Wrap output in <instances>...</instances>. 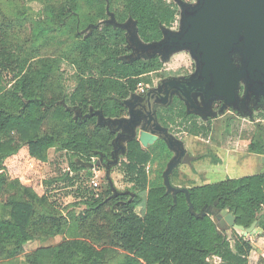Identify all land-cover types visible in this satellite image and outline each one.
I'll return each instance as SVG.
<instances>
[{
  "label": "trees",
  "instance_id": "1",
  "mask_svg": "<svg viewBox=\"0 0 264 264\" xmlns=\"http://www.w3.org/2000/svg\"><path fill=\"white\" fill-rule=\"evenodd\" d=\"M43 2L48 13L43 19L18 13L17 22L6 21L0 11L5 17L0 23V192L7 165L16 162L20 170L28 155L45 160L52 148L66 150L74 157L70 166L75 171L88 168L78 164L79 159L92 161L111 155L113 134L99 126L96 117H75L73 108L80 114L92 106L106 117L123 115L122 99L134 92L139 82H149L145 74L161 68L162 63L157 56L121 60L110 38L120 35L123 42L126 39L114 22L132 19L142 40L153 42L162 38V27L171 26L178 12L177 5L167 0ZM109 14L114 21L101 27L102 20L111 18ZM26 23L31 27L28 36L20 30ZM57 37L70 40L55 54L44 55L43 50ZM63 61L73 64L80 75L69 99L61 89L59 96L51 95L53 78ZM176 116L188 132L208 135L209 127L187 116L181 102L159 112L165 126L175 122ZM14 131L22 135V143L12 145L8 136ZM225 131L231 132L230 125ZM126 146L120 167L132 183L131 191L147 192L144 215L136 211L141 199L136 201L125 192L113 195L109 189L102 196L78 202L81 209L71 208L66 213L47 195L14 201L9 217L0 210V259L28 253L27 264H249L251 243L238 234L233 244L219 229L214 215L228 208L246 228L258 221L264 236V172L180 186L177 188L187 192L175 194L163 181L151 183L148 148L137 138ZM249 150L264 154V130L256 132ZM59 234L67 235L63 244L27 252L31 242Z\"/></svg>",
  "mask_w": 264,
  "mask_h": 264
},
{
  "label": "rangeland",
  "instance_id": "2",
  "mask_svg": "<svg viewBox=\"0 0 264 264\" xmlns=\"http://www.w3.org/2000/svg\"><path fill=\"white\" fill-rule=\"evenodd\" d=\"M55 3H60L61 0H53ZM172 2L173 0H167ZM182 2L190 3L195 5L198 0H175L178 8L177 17L174 23L168 28L173 31H178L182 26ZM45 3L42 1L32 0H0V11L5 15L6 21L17 22L16 17L18 13L28 15L36 18H46L48 13L45 9ZM0 23L5 21V17L1 16ZM107 19L100 22V26L107 24ZM15 29H20L16 26ZM24 36H28L31 33V27L29 23H26L24 27L20 29ZM123 36L127 37L128 31L124 28ZM89 30H86L87 33ZM134 36H132V39ZM69 37H57L50 43L48 50H43L44 55H52L61 49V47L69 41ZM112 47L117 51L119 50L121 60L133 53L132 48L128 46L127 39L125 42L122 40V36L110 38ZM159 61L162 63L161 68L156 69L152 72L145 74V77H149L150 81H141L146 84L152 85L158 83L159 78L168 77L170 74H178L180 70H186L188 65L195 62V59L188 48L175 51L171 53L167 58L162 53L157 55ZM237 60L240 59V55L236 54ZM80 81V75L77 68L66 61L61 63L58 73L53 78V86L51 95L59 96V89H61L62 95L69 99ZM140 83V82H139ZM138 83V84H139ZM138 84L136 91L138 89ZM135 92V91H134ZM132 92L128 97L122 99V102L126 108V111L120 117L114 118H130V108L124 102L127 99H131L135 94ZM114 95V92L111 94ZM245 95V90L241 96V103ZM251 110L248 114L244 115L243 108L241 112L232 109L235 113L240 114V118H236L231 122V132L227 134L222 125L225 117H220L218 120L213 121L212 124L207 125L205 121H201L203 125H207L208 131L206 135H195L188 132L180 116L175 117V122L168 127V132L175 138L180 139L184 146L194 155H202V160L194 163L191 167L189 164L181 163L175 168L176 174L173 176L172 184L175 187L180 186H195L205 183H214L227 178L242 177L247 174L256 172H264V154L252 155L249 150V144L258 130H264V97L261 100L253 98L251 100ZM64 102V101H63ZM65 106H71L70 103L64 104ZM184 106V104H183ZM95 110L92 106L86 113L80 114V112L73 108L74 116H83L88 118V114L91 110ZM101 110V109H96ZM215 116H219V111L214 112ZM198 116V115H197ZM196 116V117H197ZM245 116L246 118H243ZM96 117L97 124L102 127H106L112 134V153L115 151L116 146L113 141L118 135H122L120 143L122 146L126 145V138L123 135L132 134L131 131L120 127L115 131L110 129L109 125L101 124ZM113 118V117H111ZM196 120V119H194ZM49 123L43 125V129H48ZM142 123L136 127V138H138L142 131ZM93 128V124L91 125ZM11 139L13 144L22 143V135L18 132H12L8 139ZM7 139V140H8ZM152 154V159L149 162L147 168L150 172L149 178L152 182H164L163 173L168 169V164L176 156V152L170 149L168 145L163 141L159 140L156 143L148 147ZM118 159L121 161L124 157L120 152L118 153ZM166 157V158H165ZM215 157L219 158L215 161ZM114 156L110 157V161H115ZM74 157L66 152V150H59L52 148L47 152L46 159L36 157L37 169L23 172V165L19 170L16 162H10L7 165V178L5 184L0 192V210L2 213L9 217L14 211L13 202L29 201L33 196L42 197L47 195L50 200L61 208L63 213L71 208L81 209L82 206L77 207V203L85 201L87 199L102 196L109 189L113 192V195L127 191L132 186L127 179L126 173L120 167L118 161L114 162L113 166L106 167L101 162V155L93 158L92 162L95 163L94 168H85L80 170H73L70 166V162ZM167 159V162H165ZM221 160V162H220ZM253 172H249L247 167L251 165ZM43 162V163H41ZM24 164V163H23ZM99 164V165H98ZM112 164V163H111ZM164 164H166L164 166ZM164 166V167H163ZM19 170V171H18ZM174 172V173H175ZM165 184V183H164ZM131 197L143 200L146 198L147 192L141 191L140 193H130ZM140 201V202H141ZM139 202V205L141 204ZM6 205V207H4ZM264 210V206H263ZM138 211H141V207H138ZM216 218V215H214ZM257 231L245 235L243 231L237 230L234 232V227L227 229H221L225 232L232 243H235L237 235H243L252 245V253L249 258V264H264V237L262 236L263 230L257 224ZM220 229V228H219ZM67 239L66 234H59L55 237L46 239H37L27 245V252H31L36 248L51 249L60 244H63ZM27 255L21 254L13 259H0V264H27Z\"/></svg>",
  "mask_w": 264,
  "mask_h": 264
},
{
  "label": "water",
  "instance_id": "3",
  "mask_svg": "<svg viewBox=\"0 0 264 264\" xmlns=\"http://www.w3.org/2000/svg\"><path fill=\"white\" fill-rule=\"evenodd\" d=\"M109 15L111 18L106 20L107 23L114 21L113 14ZM181 22L182 26L178 31L163 26L162 38L153 42L142 40L132 19L122 24L114 22L116 26L128 31L126 39L133 50L123 61L150 59L159 53L167 58L175 51L190 49L197 64L196 74L176 86L191 111L211 109L214 101L223 100L221 111L231 106L241 112L239 90L242 84L247 99L261 100L264 97V0H198L195 5L182 2ZM236 54L240 55V59L237 60ZM124 102L130 107V118L106 117L102 110L94 109L87 116H97L101 124L109 125L114 131L123 126L131 131L130 138H136V127L141 123V117L132 106L136 98L132 97ZM153 118V125L144 124L138 139L145 147L160 138L165 140L168 147L176 152V156L163 173L164 183L169 192H187V189L173 186L170 175L181 162V157L186 154L184 162H187L190 155L187 154L184 143L170 134L167 127L158 122L157 117ZM121 136L118 135L113 141L115 146ZM122 152H126L125 146ZM113 156L114 162H118L117 149L113 151ZM77 163L88 168L95 167L92 161L79 159ZM214 221L220 229L234 227L245 235L257 231L258 221L246 228L237 223L236 215L228 208L220 210Z\"/></svg>",
  "mask_w": 264,
  "mask_h": 264
},
{
  "label": "flooded vegetation",
  "instance_id": "4",
  "mask_svg": "<svg viewBox=\"0 0 264 264\" xmlns=\"http://www.w3.org/2000/svg\"><path fill=\"white\" fill-rule=\"evenodd\" d=\"M187 67L188 68L186 70L185 69L180 70L178 74H170L168 77L159 78L158 83H153L152 85L148 84V87L143 92H137L135 90L134 92L135 95L133 97L136 98V102L132 106L134 108L135 113H137L141 117L142 125L146 123L153 125V122H154L153 116H155L157 117L158 122H160L161 125H163L164 127H167L168 129L169 126H165L160 121L159 112L163 109L170 108V106L175 104L176 102L183 103L186 109V115L191 116L193 119H196L200 124H203L201 121H205L207 125H210L213 123V121L218 120L221 116L225 117V119L222 121L224 122L222 123V125L224 126L225 130L227 128V125L231 126V122H233V120H235L236 118L242 117L241 113L240 114L235 113L232 110L233 107L231 106L226 107L223 111H221V108L223 107V104H224L223 100L214 101L211 109H207V110L201 109L198 111H191L187 105V102L179 94V91L177 89L178 87L176 86L178 83L187 81L190 79L191 76L196 74V71H197L196 61L191 63ZM243 91H244V85L242 84L239 90L240 96H242ZM197 99L200 101V98H197ZM251 102H252L251 98L247 99V97H245L244 95L242 103L240 104V106L243 108V112L245 113L244 115L248 114L249 111L251 110ZM200 103L202 102L200 101ZM216 111H219V116H215L214 112ZM129 115L131 117V113ZM90 117H95V116H90ZM243 118H246V117L243 116ZM123 137L126 138V145L129 140L136 139V138H130V134H127V135L124 134ZM159 140H163V139L160 138L157 141ZM116 144H117L116 148L118 150V153L120 152L124 156L126 152L125 153L122 152L123 146L121 145L120 140L117 141ZM126 145H125V151L127 149ZM148 147H145V148H148ZM186 152L187 154L190 155V157L188 158L187 162H184L186 154L183 155L181 157V162L179 164L186 163L192 167L194 163H197L198 161L202 160V157H203L202 155H194L189 150H187ZM112 155L113 154H111L109 157H106L103 155L104 157L99 162H101L106 167L111 168V166H113L114 164L113 161L109 160ZM118 161L121 162L119 159ZM175 169L176 168L173 169L170 177L175 172ZM147 171L150 172L148 168H147ZM126 192L134 193L130 189H127Z\"/></svg>",
  "mask_w": 264,
  "mask_h": 264
},
{
  "label": "built area",
  "instance_id": "5",
  "mask_svg": "<svg viewBox=\"0 0 264 264\" xmlns=\"http://www.w3.org/2000/svg\"><path fill=\"white\" fill-rule=\"evenodd\" d=\"M147 87L148 84L144 82H140L138 84L137 92H143ZM36 169H37L36 158L31 155H28L23 164V172L27 173L28 171L36 170Z\"/></svg>",
  "mask_w": 264,
  "mask_h": 264
},
{
  "label": "crops",
  "instance_id": "6",
  "mask_svg": "<svg viewBox=\"0 0 264 264\" xmlns=\"http://www.w3.org/2000/svg\"><path fill=\"white\" fill-rule=\"evenodd\" d=\"M164 140V139H163ZM164 142H165V140H164ZM156 143V142H155ZM166 143V142H165ZM154 144V143H153ZM167 144V143H166ZM150 146V145H149ZM186 148V147H185ZM187 149V148H186ZM251 152V151H250ZM252 154H251V156L252 155H261V154H257V153H254V152H251ZM254 165V163H253V161H251V165L249 166V167H247V170H249V172H253V170H252V167H253V165ZM256 173H260V172H256ZM256 173H252V174H256ZM247 175H249V174H247ZM141 204L139 205L138 204V206L136 207V211H137V213L138 214H140L141 216L142 215H144V213H145V203H146V198L143 200V203H142V201L140 202ZM138 207H141V211L139 212L138 211ZM264 237V236H263Z\"/></svg>",
  "mask_w": 264,
  "mask_h": 264
}]
</instances>
